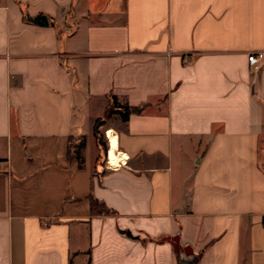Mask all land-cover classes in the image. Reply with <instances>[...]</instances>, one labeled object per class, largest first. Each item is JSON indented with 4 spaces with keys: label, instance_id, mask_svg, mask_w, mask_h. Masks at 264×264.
Masks as SVG:
<instances>
[{
    "label": "crops",
    "instance_id": "obj_1",
    "mask_svg": "<svg viewBox=\"0 0 264 264\" xmlns=\"http://www.w3.org/2000/svg\"><path fill=\"white\" fill-rule=\"evenodd\" d=\"M258 51L264 0H0V264H264Z\"/></svg>",
    "mask_w": 264,
    "mask_h": 264
},
{
    "label": "rangeland",
    "instance_id": "obj_2",
    "mask_svg": "<svg viewBox=\"0 0 264 264\" xmlns=\"http://www.w3.org/2000/svg\"><path fill=\"white\" fill-rule=\"evenodd\" d=\"M105 125H106L105 121L103 123H101V125L98 126V128H97L98 135L94 136L96 142H97V138L101 142V150H100L101 155H103V151L106 149V141H105L106 137H105V133H104V129L106 128ZM81 141H82L81 138L71 140L70 153L72 156H77V157L81 158V156L83 154V149H84ZM104 154H105V151H104Z\"/></svg>",
    "mask_w": 264,
    "mask_h": 264
},
{
    "label": "bare ground",
    "instance_id": "obj_3",
    "mask_svg": "<svg viewBox=\"0 0 264 264\" xmlns=\"http://www.w3.org/2000/svg\"><path fill=\"white\" fill-rule=\"evenodd\" d=\"M105 134H106L107 139L109 141V149H107V151H108V164H110L111 166H117L116 135L114 134L112 129H107L105 131Z\"/></svg>",
    "mask_w": 264,
    "mask_h": 264
},
{
    "label": "trees",
    "instance_id": "obj_4",
    "mask_svg": "<svg viewBox=\"0 0 264 264\" xmlns=\"http://www.w3.org/2000/svg\"><path fill=\"white\" fill-rule=\"evenodd\" d=\"M113 101H114V98H113ZM136 111H139V108H131V107H129V106H124V107H122V111L120 112V115H121V117H122L123 120H126L127 117H128V115H129L130 113H132V112H136ZM101 123H102V121L99 120V119H97V120L94 122V126H93V135H94V136L98 135V133H97V128H98V126L101 125ZM81 142H82V145H83V144H84L83 140H82ZM97 143H98L99 146H101V142H100V140H99L98 138H97ZM75 157L78 158L77 156H75ZM95 204H96V203L93 202V203H92V206H94Z\"/></svg>",
    "mask_w": 264,
    "mask_h": 264
},
{
    "label": "built area",
    "instance_id": "obj_5",
    "mask_svg": "<svg viewBox=\"0 0 264 264\" xmlns=\"http://www.w3.org/2000/svg\"><path fill=\"white\" fill-rule=\"evenodd\" d=\"M263 59H264V52H261V51L251 52L247 56L248 65L254 71L259 69ZM107 162H108V160H107ZM107 165L111 166L108 163H107ZM111 167H115V166H111ZM263 225H264V218H263Z\"/></svg>",
    "mask_w": 264,
    "mask_h": 264
},
{
    "label": "water",
    "instance_id": "obj_6",
    "mask_svg": "<svg viewBox=\"0 0 264 264\" xmlns=\"http://www.w3.org/2000/svg\"><path fill=\"white\" fill-rule=\"evenodd\" d=\"M33 22H35L38 25H46L47 24V18L44 15H36L33 19Z\"/></svg>",
    "mask_w": 264,
    "mask_h": 264
}]
</instances>
